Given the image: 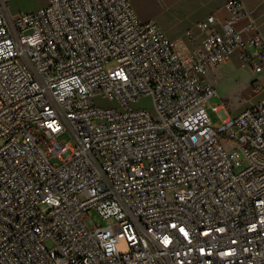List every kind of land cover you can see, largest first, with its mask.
<instances>
[{"label":"built area","instance_id":"built-area-1","mask_svg":"<svg viewBox=\"0 0 264 264\" xmlns=\"http://www.w3.org/2000/svg\"><path fill=\"white\" fill-rule=\"evenodd\" d=\"M7 1L0 264H264V97L235 115L211 106L212 123L201 77L236 52L264 77L263 36L235 26L242 0L196 23L188 49L130 0H47L6 17ZM142 97L153 114L132 106Z\"/></svg>","mask_w":264,"mask_h":264},{"label":"rangeland","instance_id":"rangeland-1","mask_svg":"<svg viewBox=\"0 0 264 264\" xmlns=\"http://www.w3.org/2000/svg\"><path fill=\"white\" fill-rule=\"evenodd\" d=\"M191 0H130V4L137 17L142 22H154L156 26L167 36H183L186 32L185 25L189 14L193 9ZM47 3V0H8L6 6L7 15L26 14L34 12ZM204 82L214 87L216 95L209 99L207 113L212 121H219L218 115L211 106L223 104L230 115L251 107L256 102L257 93L246 81L251 78L250 71L245 67H240L236 62L230 60L220 65L210 68L201 76ZM100 106H110L111 103L105 99H96ZM135 108H145L153 114L151 99L142 97L132 103ZM173 191H166V197L170 198ZM91 219L95 224L103 227L108 225L107 220L101 219L95 211L91 213ZM50 247V243L46 242ZM120 254L129 251L124 240L116 246Z\"/></svg>","mask_w":264,"mask_h":264},{"label":"crops","instance_id":"crops-1","mask_svg":"<svg viewBox=\"0 0 264 264\" xmlns=\"http://www.w3.org/2000/svg\"><path fill=\"white\" fill-rule=\"evenodd\" d=\"M227 1L228 0H191L190 3L193 5V9L189 14L190 18L188 19L185 25L186 32L183 36L172 35L171 37H167L157 26L156 27L164 34L166 39L169 40L170 42L176 44H179L181 42L185 48L187 49L192 48L199 43V41L204 35L203 33L199 32L196 29L195 27L196 23L204 20L209 15L215 16L218 21L225 20L227 17V12L225 11L224 6ZM242 3L244 4L248 12V16L238 21L235 25L236 28L238 30H241L245 28L249 24V22L252 21L255 27L257 28V30L261 33V35L264 38V0H242ZM187 32L192 33L193 35L192 39L186 37ZM237 54L238 52H236L228 61L232 60L240 66L239 60L237 58ZM250 73H251V78H249L246 81V83L249 81V84L254 89L253 82L255 80H258L264 87V77L262 75L253 74L251 71ZM256 93L258 94L256 99L257 102L259 99L264 97V89L256 91ZM255 103H253L252 105H254Z\"/></svg>","mask_w":264,"mask_h":264}]
</instances>
